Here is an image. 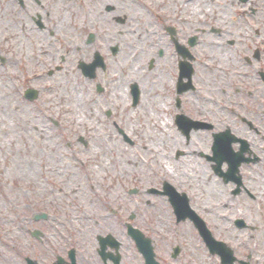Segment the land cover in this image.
Returning <instances> with one entry per match:
<instances>
[{"label":"flooded vegetation","instance_id":"1","mask_svg":"<svg viewBox=\"0 0 264 264\" xmlns=\"http://www.w3.org/2000/svg\"><path fill=\"white\" fill-rule=\"evenodd\" d=\"M89 4L91 11L79 15L75 0H0V27L12 31V44L20 33L26 58L30 47L38 50L35 61L46 76L73 80L74 106H84L87 97L91 108L103 112L101 123L109 134L114 130L125 144L135 143L127 130L132 122L128 111L149 114L156 128L153 183L124 188V200L133 195V209L123 208L125 219L115 220L110 229L121 233L122 225L130 240V230L138 233L136 243L132 240L136 264H146L144 241L152 264H264V0ZM7 61L0 56L2 65ZM29 88L36 93L25 96ZM38 88L27 86L22 97L34 103L45 89ZM5 92L7 88L4 101L9 98ZM42 125L55 137L42 130L35 146L26 144L25 153L30 166L45 175L43 181L35 178L37 171L27 175L33 185L24 190L43 197L54 193L51 186L61 193L70 184L65 167L51 164L57 150L52 140L69 146L64 138L72 135H66L69 126L62 119L50 118ZM10 132L9 126L0 130V143H6ZM77 140L88 147L87 138L78 135ZM95 183L89 182L88 189L96 198L100 191ZM75 192L77 187L71 195ZM20 212L10 211L21 222L16 230L21 247H15L29 252L31 238L43 243L46 237L45 231L31 227L32 221L49 215L24 211L21 217ZM49 217L59 221L57 214ZM80 218L90 220L84 213ZM11 240L1 246L8 252L14 251ZM121 248L114 233H96L91 249L84 248L89 254L74 244L62 263L72 264V250L74 264H122Z\"/></svg>","mask_w":264,"mask_h":264},{"label":"rangeland","instance_id":"2","mask_svg":"<svg viewBox=\"0 0 264 264\" xmlns=\"http://www.w3.org/2000/svg\"><path fill=\"white\" fill-rule=\"evenodd\" d=\"M75 3L78 6V14L79 10L85 8L91 11L89 0H75ZM98 13L99 7H93L92 14L98 16ZM83 14L84 11L79 15ZM112 26L117 30L120 27L115 23ZM10 33L11 30L0 27V56L8 59L7 64L0 63V82L2 81L3 87H6L9 93V98L5 99L4 104H7V107L11 105V108L13 105L19 106L24 112L22 111L23 115L22 113L8 115L6 123L11 128V132L6 143H0V255L11 256L9 262L0 257V264H25L26 256L36 259L40 264L51 263L56 255L65 258L66 251L74 244H77L83 253L89 254V250L86 249H91V241H95V234L107 231L114 233L122 241V264H136L135 246L125 235L124 227L121 225V233L110 228H114L112 224L115 220L120 223L125 219L123 208H127V212L133 209V195H128L124 200L126 194L124 188L130 185L145 186L153 183L152 173L157 166L153 160L152 151H155V148L152 133L156 134V128L149 114L137 109L128 111L127 115L132 122L127 130L135 143L133 146L125 144L120 137L115 138L114 130L109 134L108 128L101 123L104 119L103 112L91 108L92 106L87 103V97L84 98V106L79 104L74 106L71 97L73 91L70 90L73 80L46 76L44 69L40 70L35 61L38 50L30 47L29 59L26 58L24 53L28 49L19 45V42L23 41L22 36L16 32V43L12 44L14 40ZM12 46H15L13 50ZM38 72H42L41 75ZM27 86L44 87L41 98L34 103L26 101L22 97V92ZM82 87L79 84V88ZM50 89L55 90L56 94L50 92ZM83 92L87 93V89ZM50 118L64 120L65 125L69 126L65 131L66 135H72L70 138H64V141L71 142L69 146L59 144L56 138L52 140L57 150L54 162L51 164L53 167H65L70 176V184L60 189L61 193L58 192V187L51 186L54 193L42 197L24 190L25 186L33 185L27 175L37 171L35 178L39 176L40 180L45 175L39 167L30 166L25 147L28 143L35 146L42 130L44 135L55 137V133L48 132V128L44 130L42 125V121ZM78 135L88 139V147L85 148L77 140ZM42 146L52 147L49 143H42ZM95 166L99 167L98 175L94 173ZM87 175H91L90 181ZM93 175V181L100 191L96 198L88 189V183L93 182ZM73 187H77V192L72 194L76 199L71 195ZM67 193L68 195H65ZM14 210L21 211V217L24 211H28L29 214L43 210L49 216L57 214L59 221L56 223L49 216L46 220L32 221L31 227L46 232L45 241L39 243L31 238L29 252H21L17 250L21 247V244L17 243L19 240L22 242L21 233L16 232L19 231L18 224L4 221V215L9 216L10 211ZM82 213L90 218L86 223L80 218ZM116 213L119 217H116ZM97 221L99 224L94 225L93 223ZM54 224L58 226L54 227ZM54 228L59 229L60 232L55 233ZM10 238H13L11 243L15 241L14 246L9 244L14 251L5 252L1 246Z\"/></svg>","mask_w":264,"mask_h":264},{"label":"bare ground","instance_id":"3","mask_svg":"<svg viewBox=\"0 0 264 264\" xmlns=\"http://www.w3.org/2000/svg\"><path fill=\"white\" fill-rule=\"evenodd\" d=\"M66 2L63 4V7L67 6ZM83 11L87 12L88 10L86 8L83 9L82 11L79 10V14H82ZM3 89L5 90V88L3 87V83L1 81L0 82V104H4L5 103L4 100H3V97H2V95L4 94L3 93ZM5 93L7 94V92H5ZM0 110H1V112H0V130L6 131L8 129V126L6 124L7 115H10L11 113L17 115V114L21 113V108L19 106H15L14 107V111H13L12 108H11V105L9 107H7L6 105H2L0 107ZM98 172H99V167L95 166V169H94L95 175H98ZM8 207H10V206H8ZM4 221L6 223H17L18 225H20V223H21L20 221L14 220L13 218H11L10 215L9 216H5L4 215ZM4 251L8 252L6 249H4ZM0 257H3V259L5 261H7V262H9L11 260V256L9 254H7L6 257H4V254H1Z\"/></svg>","mask_w":264,"mask_h":264},{"label":"water","instance_id":"4","mask_svg":"<svg viewBox=\"0 0 264 264\" xmlns=\"http://www.w3.org/2000/svg\"><path fill=\"white\" fill-rule=\"evenodd\" d=\"M129 234L132 236V238L135 241H137L138 233L135 230H130ZM144 243H146V241H144ZM145 258H146V264H152V252L148 246L145 249ZM60 261L61 260H58L55 264H61ZM28 264H35V263L28 260Z\"/></svg>","mask_w":264,"mask_h":264}]
</instances>
